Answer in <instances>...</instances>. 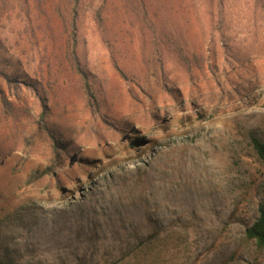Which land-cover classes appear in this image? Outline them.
I'll list each match as a JSON object with an SVG mask.
<instances>
[{"label":"rangeland","instance_id":"374dc122","mask_svg":"<svg viewBox=\"0 0 264 264\" xmlns=\"http://www.w3.org/2000/svg\"><path fill=\"white\" fill-rule=\"evenodd\" d=\"M2 8L0 264H264L246 235L264 204L262 0H169L184 56L119 11L99 29L91 6L77 26Z\"/></svg>","mask_w":264,"mask_h":264},{"label":"trees","instance_id":"16d2710c","mask_svg":"<svg viewBox=\"0 0 264 264\" xmlns=\"http://www.w3.org/2000/svg\"><path fill=\"white\" fill-rule=\"evenodd\" d=\"M262 1L264 3V0ZM168 3L169 0H0V11L3 10L2 7L6 4L12 7V12L18 9H20V11H26L31 21L37 23L42 19L47 21L50 11L52 13L54 12V14H58L62 21H66L68 18L71 19L72 24L77 26V22L80 20L84 9L91 6L90 12L92 18L99 26V29H104L111 18H113L112 15L114 11H119L120 14L116 17H121L123 19L130 15L133 19L140 22L142 27L150 32L154 45L157 49L159 48L160 52L176 51L179 55L184 56L185 50L183 47V40L177 33L170 30L166 24L168 21L165 18L168 11ZM201 3H206L209 11H212V9H220L221 11V8L224 7L225 0H201ZM153 4L160 6L154 12L152 10L154 8ZM160 21L161 23H159ZM157 24H160L158 30L156 29ZM106 31L107 30H105L104 33H106ZM106 36H108V34ZM1 74L0 71V76ZM14 83L15 82H13V84ZM88 91L92 96L93 94L90 89ZM47 117L48 108L44 105L40 130L45 132L50 131L49 125L46 123ZM252 143L258 156L264 160V141L257 137H253ZM55 148V150L59 152L57 144H55ZM58 167V164L48 165L44 170H41V179L56 173ZM246 235L247 239L256 245L258 253H264V204L260 208L259 218L254 225L247 230Z\"/></svg>","mask_w":264,"mask_h":264}]
</instances>
